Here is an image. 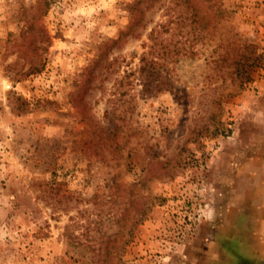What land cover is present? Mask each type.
<instances>
[{
  "label": "rangeland",
  "instance_id": "obj_1",
  "mask_svg": "<svg viewBox=\"0 0 264 264\" xmlns=\"http://www.w3.org/2000/svg\"><path fill=\"white\" fill-rule=\"evenodd\" d=\"M0 264H264V0H0Z\"/></svg>",
  "mask_w": 264,
  "mask_h": 264
}]
</instances>
